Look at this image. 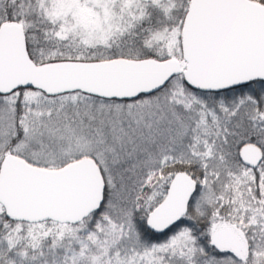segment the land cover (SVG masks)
Returning a JSON list of instances; mask_svg holds the SVG:
<instances>
[{"label": "snow or ice", "instance_id": "6c2138e0", "mask_svg": "<svg viewBox=\"0 0 264 264\" xmlns=\"http://www.w3.org/2000/svg\"><path fill=\"white\" fill-rule=\"evenodd\" d=\"M0 264H264V0H0Z\"/></svg>", "mask_w": 264, "mask_h": 264}]
</instances>
